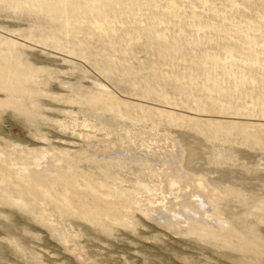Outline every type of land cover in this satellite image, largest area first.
<instances>
[{
	"label": "rangeland",
	"instance_id": "rangeland-1",
	"mask_svg": "<svg viewBox=\"0 0 264 264\" xmlns=\"http://www.w3.org/2000/svg\"><path fill=\"white\" fill-rule=\"evenodd\" d=\"M0 264H264V0H0Z\"/></svg>",
	"mask_w": 264,
	"mask_h": 264
}]
</instances>
